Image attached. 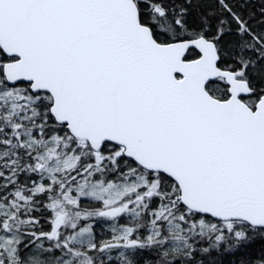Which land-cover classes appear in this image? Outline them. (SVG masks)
I'll return each mask as SVG.
<instances>
[{
	"label": "snow or ice",
	"instance_id": "obj_1",
	"mask_svg": "<svg viewBox=\"0 0 264 264\" xmlns=\"http://www.w3.org/2000/svg\"><path fill=\"white\" fill-rule=\"evenodd\" d=\"M0 264H264V0H0Z\"/></svg>",
	"mask_w": 264,
	"mask_h": 264
}]
</instances>
